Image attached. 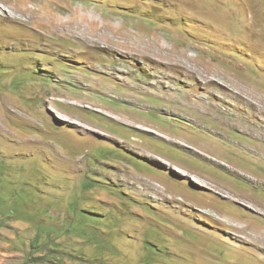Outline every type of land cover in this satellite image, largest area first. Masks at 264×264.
Instances as JSON below:
<instances>
[{"label":"rangeland","instance_id":"1","mask_svg":"<svg viewBox=\"0 0 264 264\" xmlns=\"http://www.w3.org/2000/svg\"><path fill=\"white\" fill-rule=\"evenodd\" d=\"M252 92L264 0H0V264H264Z\"/></svg>","mask_w":264,"mask_h":264},{"label":"bare ground","instance_id":"2","mask_svg":"<svg viewBox=\"0 0 264 264\" xmlns=\"http://www.w3.org/2000/svg\"><path fill=\"white\" fill-rule=\"evenodd\" d=\"M9 17H10L11 20H19V19H17V17L15 18L13 15H12V17L9 15ZM39 24L45 26L44 28L47 29V30L51 29L52 27H53V29L59 30L61 28H64V25H65V24L62 23L61 20H58V21L53 20L52 22H47V23H45V21H42ZM48 25H51V27H49ZM42 29H43V27H42ZM162 52H163V48H160L159 55H161ZM175 60L176 61L178 60V55L175 57ZM150 61H152V62L157 64L156 58H152V59H150ZM164 64L167 65V66L168 65L171 66L170 62H166ZM170 70H172L171 67H170ZM239 100L241 102H243L245 104V106L251 108L255 112L256 115L264 117V97H260L257 94L252 92L251 99H248L246 97H241ZM149 187L151 188V186H149ZM260 214L264 218V213H260ZM230 225L235 231V235H234V237L236 236L235 239H237V237H239V235H241L242 233L246 232V229L244 227H242V226H238L237 224H234V223H230ZM258 238L263 241L264 240V234L260 233V236Z\"/></svg>","mask_w":264,"mask_h":264}]
</instances>
